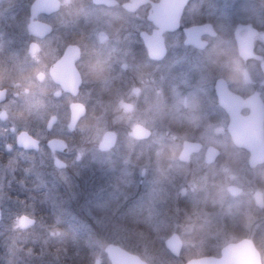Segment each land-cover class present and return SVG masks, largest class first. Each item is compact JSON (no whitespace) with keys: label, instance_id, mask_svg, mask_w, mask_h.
I'll return each instance as SVG.
<instances>
[{"label":"rangeland","instance_id":"rangeland-1","mask_svg":"<svg viewBox=\"0 0 264 264\" xmlns=\"http://www.w3.org/2000/svg\"><path fill=\"white\" fill-rule=\"evenodd\" d=\"M255 15L256 23L262 24L264 11L258 9ZM230 26H223L224 54L236 65L226 31ZM255 39L261 44L258 36ZM113 63L118 66L120 59ZM168 63L166 59L157 65L128 60L126 80L111 86L112 95L101 98L96 94L91 99L72 140L78 150L71 153L76 155L68 171L47 169L51 161L42 149L13 150L15 158L30 166L21 174L27 178L11 190L16 195L12 197L3 186L7 174L15 176L14 168L0 163V264H94L95 260L109 264L103 251L107 242L148 264H182L217 250L209 239L220 245L235 234L252 236L264 222V205L257 207L252 198V192L259 189L264 199V160L250 167L249 152L232 144L226 131L228 118L210 91L214 72L206 68L199 72V80L205 82V87L193 88L195 94L200 91L199 98L185 94L170 99L166 95L172 83ZM97 73L98 81L105 82L112 71ZM252 76L253 82L262 81L255 71ZM191 83L185 77L184 84L195 87ZM134 86L140 88L136 96L131 93ZM237 87L242 89V85ZM261 90L264 99V87ZM123 100L132 103L130 110L122 107ZM134 123L148 127L151 135L134 139L130 133ZM106 129L116 131V142L100 151L97 142ZM182 140L202 144L186 162L177 157ZM209 144L220 149L212 164L203 160ZM131 152L137 153L132 159ZM228 184L239 186L241 194L230 195ZM12 207L16 213L10 211ZM21 214L34 216L36 224L18 230L15 223ZM172 232L182 242L178 256L163 244Z\"/></svg>","mask_w":264,"mask_h":264},{"label":"flooded vegetation","instance_id":"flooded-vegetation-1","mask_svg":"<svg viewBox=\"0 0 264 264\" xmlns=\"http://www.w3.org/2000/svg\"><path fill=\"white\" fill-rule=\"evenodd\" d=\"M257 1L260 4L255 6ZM258 9L264 11V2L0 0V163L11 165L15 175L7 174L4 177V190L10 191L9 195L12 197L16 196L13 191L17 189L18 181L27 178L23 176L24 169L30 166L27 161L15 158L13 150L37 152L42 149L51 161L47 169L69 170V164L76 155L74 153L72 156L71 153L78 150L73 147L72 140L75 141V131L89 111L91 99L96 94L101 98L112 95L109 93L111 86L121 85L126 80L123 74L128 67V60H138L146 65H157L168 60L169 80L172 79V83L171 87H166L165 94L170 99L175 98L174 95L185 94H193L199 98L200 91L195 94L193 88L205 87V82L199 80V72L206 68L212 74L214 72L210 91L218 105L215 83L219 79H223L227 88L242 98L255 90L259 91L264 102L261 96L264 73L260 68V62L264 60V42L260 36L264 30V20L262 24L256 23L255 13ZM174 22L175 26L167 27ZM226 23L231 25L226 31L231 37L230 51L237 61L236 65L231 64L224 54L223 26ZM245 25L256 29L253 52L260 55L259 58H243L237 51L235 37L247 32ZM192 26L201 27L189 30ZM154 34L162 41L163 54L158 59L149 56L144 41V35ZM256 36L261 44L255 39ZM115 59H120L118 66L113 63ZM102 68H110L112 71L110 79L105 82L98 81L100 74L97 72L101 71L103 74ZM253 71L262 79L258 84L253 82ZM245 72L248 79L244 77ZM185 77L190 83L194 81L191 84L195 87H187L184 84ZM238 85H242V89H238ZM134 88H137L136 92H133ZM139 92L138 86L131 88L132 95L136 96ZM123 102L131 103L128 100H123L122 104ZM219 107L228 118L225 110L220 105ZM78 109L82 113L74 116L72 113ZM241 112L246 114L248 108H243ZM21 132L35 140V147L23 148L17 144V137ZM52 139L63 143L49 145L48 142ZM182 142L183 140L180 148ZM55 159L63 164L57 166ZM215 161L216 159L207 164ZM25 183L28 184L29 180H25ZM254 191L253 203L262 207V192L260 191L262 203L258 205ZM239 194L241 188L236 195ZM11 209V212H17L16 208ZM2 210L0 206V216ZM21 216L34 218L33 224L21 225ZM35 224L34 216L21 214L15 226L18 230L25 231ZM233 227L239 231V226ZM234 236V239L220 245L217 244L218 240L209 239L217 250L206 251L200 256L219 257L226 244L248 238L259 254L260 264H264V222L254 229L252 236ZM206 244L208 245V239ZM181 249L182 243L178 254L172 255L178 256Z\"/></svg>","mask_w":264,"mask_h":264},{"label":"water","instance_id":"water-1","mask_svg":"<svg viewBox=\"0 0 264 264\" xmlns=\"http://www.w3.org/2000/svg\"><path fill=\"white\" fill-rule=\"evenodd\" d=\"M39 2V1H38ZM176 23H170L167 25L175 26ZM206 26V25H201ZM201 26H192L189 30L200 28ZM247 32L242 36L235 37L236 46L239 55L243 58L256 57L260 55L253 52V36L256 33V29L250 25H245ZM237 27H240L238 25ZM260 36L264 42V30L260 33ZM144 41L147 46L148 54L151 58L158 59L163 54L162 41L155 34L144 35ZM261 71L264 73V60L260 62ZM245 79H248L246 72L244 73ZM137 88L133 89L136 92ZM215 93L219 105L225 110L228 115V121L226 124L227 132L229 133L231 142L234 146L246 149L249 152L248 165L254 166L264 160V102L259 96V91L255 90L245 98L241 95L232 92L226 86L223 79H219L215 83ZM122 107L125 110L132 108L131 103L123 102ZM248 108V112L243 114L241 110ZM82 111L78 109L72 114L79 116ZM131 135L135 139H143L150 135L151 130L141 123H134L131 127ZM116 140V133L114 130H105L99 141V150H108L114 144ZM61 140L52 139L48 144L55 146L56 144H62ZM17 144L23 148L35 147V140L29 137L24 132H21L17 137ZM201 148L199 141L183 140L181 149L178 152V159L181 161H188L190 154L197 152ZM219 154V149L213 145H207L204 149V161L211 163ZM57 166H61L63 163L57 159L54 160ZM227 191L232 195L240 193V187L235 184H228ZM255 202L259 205L262 203L261 192L256 189L254 191ZM21 225L33 224L34 218L28 216H21L19 220ZM181 239L176 232H172L164 240L165 247L174 255L178 254ZM103 251L109 261V264H148L145 260L140 258L137 254L128 251L120 245L112 242H107L103 246ZM94 264H98V260L94 261ZM183 264H260L259 254L257 250L248 238H243L237 242L226 244L221 249V256H199L186 260Z\"/></svg>","mask_w":264,"mask_h":264},{"label":"trees","instance_id":"trees-1","mask_svg":"<svg viewBox=\"0 0 264 264\" xmlns=\"http://www.w3.org/2000/svg\"><path fill=\"white\" fill-rule=\"evenodd\" d=\"M136 154H137L136 152H133V153L131 152L130 153V159L134 158L136 156Z\"/></svg>","mask_w":264,"mask_h":264}]
</instances>
